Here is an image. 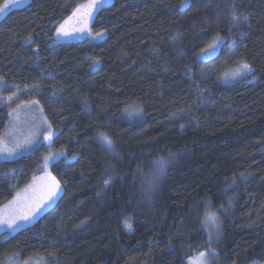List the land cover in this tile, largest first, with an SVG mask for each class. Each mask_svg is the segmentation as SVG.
I'll list each match as a JSON object with an SVG mask.
<instances>
[{
    "label": "trees",
    "instance_id": "trees-1",
    "mask_svg": "<svg viewBox=\"0 0 264 264\" xmlns=\"http://www.w3.org/2000/svg\"><path fill=\"white\" fill-rule=\"evenodd\" d=\"M83 1L28 0L0 17V78L29 89L11 110L34 101L57 131L0 161V209L63 153L51 167L61 194L0 233V264H189L206 252L264 264V0H112L93 19L102 39L57 43L55 25ZM240 64L252 75L225 82ZM133 105L140 120L125 116ZM9 120L0 108V140Z\"/></svg>",
    "mask_w": 264,
    "mask_h": 264
},
{
    "label": "rangeland",
    "instance_id": "rangeland-1",
    "mask_svg": "<svg viewBox=\"0 0 264 264\" xmlns=\"http://www.w3.org/2000/svg\"><path fill=\"white\" fill-rule=\"evenodd\" d=\"M111 1L112 0H106L103 5H98L97 8L92 10L91 17L86 20V27L82 13L85 10V7L89 4L90 0H84L82 3L78 4L70 16L65 18L62 22H57L55 25V27L57 26V43L78 42L86 39L94 42L102 39L103 36H97V33L92 28L93 19L97 12L103 7L109 5ZM27 2L28 0H25V3ZM11 3L12 0H6L3 5L6 10L3 13H0V17L11 9L9 7ZM78 9L81 11L77 12ZM74 13H76L75 16L73 15ZM66 21L67 23H65ZM62 25L64 26V30L69 33L68 35H63L62 33L58 35V29H60ZM217 38H222L226 41L223 37L218 36L210 45L214 44ZM223 45L224 43L219 45L215 52L210 54H205L204 51L201 53L198 52L196 56L199 60H201L202 64H207L212 58L217 56L222 51ZM209 46L206 49H208ZM244 65L246 64H240L232 69L226 70L223 74L224 81L232 83L238 81L239 78H242L243 76H251L252 68L249 67L251 69V72H249L243 67ZM96 67L98 66L96 65ZM28 91L29 89L21 88L17 85H10L0 78V108L10 109V120L0 140V161L16 159L22 155L30 152L32 153L34 150H37L43 145L51 144L54 141L57 131L51 125L50 120L44 113L41 105L32 101L29 103H22L11 110V106L19 99L26 96ZM134 107L137 106H130L126 110L131 111ZM126 110L125 116L129 119L140 120L142 118V111L139 114L133 113L129 116ZM49 136H51V139L48 138ZM47 154L48 155L43 158L44 162L41 166L40 174L35 176L26 187L18 190L15 197L0 209V219H3L4 221H12L13 218H15L14 223H18L20 225V228L16 231L34 223L55 203L58 196L61 194L60 188L57 187L55 178L51 173V167L57 160L63 157V153L51 151ZM53 156L58 157L55 162L51 159ZM38 205H42V207H40L39 211L35 212V215L30 221L19 219L22 214H29L31 211H34ZM127 226L130 225H125L126 231L128 233H132V227L130 226L129 230ZM3 232L13 233L7 223L0 224V233ZM213 255L214 254L210 252L203 253V256L200 255L192 259L189 264H213V261L211 262V257ZM5 264L36 263L31 261H22L17 256H11L5 260Z\"/></svg>",
    "mask_w": 264,
    "mask_h": 264
},
{
    "label": "snow or ice",
    "instance_id": "snow-or-ice-1",
    "mask_svg": "<svg viewBox=\"0 0 264 264\" xmlns=\"http://www.w3.org/2000/svg\"><path fill=\"white\" fill-rule=\"evenodd\" d=\"M106 2V0H90L89 4L85 7V10L83 11L82 15L83 18L85 20V27H86V20L87 18L91 17V13L92 10L94 8H97L98 5H103ZM190 2V0H186L185 4L182 5L183 7H187L188 3ZM25 0H12V3L10 4V8H19L22 5H24ZM6 9L4 7H0V13H3ZM81 10L78 9L77 12H80ZM74 16L76 15V13L73 14ZM71 19V18H70ZM234 20H238V18L234 17ZM67 23V21L65 22ZM63 34V35H68L69 33L67 31L64 30V26L62 25L60 29H58V35L59 34ZM97 36H102L103 33H97ZM225 43V41L222 38H217V40L215 41L214 44L210 45L208 49L202 50L205 52V54H210L212 52H215L217 47L221 44ZM245 69H247L249 72H251V69L249 68L248 65H244L243 66ZM142 111V109H140L138 106L134 107L131 111L126 110V112H128V115L131 116L133 113L139 114ZM49 139H51V136L48 137ZM100 138L101 141L103 142V144L108 147L109 149H112L114 147L112 140L105 134L101 133L100 134ZM53 160V162H55L58 157L53 156L51 158ZM164 161H160V170L162 171L164 168ZM54 179V178H53ZM108 182H106L107 184ZM58 187V184H57ZM40 207H42V205H38L34 211H31L29 214H22L19 219L20 220H24V221H30L32 219V217L35 215V212L40 210ZM15 218H13L12 221H4L3 219H0V224H5L7 223L8 227L12 229V232L14 233L18 228H20V225L18 223H14ZM208 221H211L213 224L216 223V217L215 215H211L207 218L206 223ZM130 230V226H127ZM11 235V233H10ZM201 256H203V254L201 253Z\"/></svg>",
    "mask_w": 264,
    "mask_h": 264
}]
</instances>
